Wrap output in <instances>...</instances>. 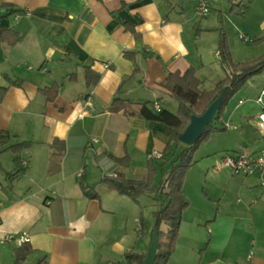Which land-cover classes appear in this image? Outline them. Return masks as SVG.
<instances>
[{
	"label": "crops",
	"instance_id": "obj_1",
	"mask_svg": "<svg viewBox=\"0 0 264 264\" xmlns=\"http://www.w3.org/2000/svg\"><path fill=\"white\" fill-rule=\"evenodd\" d=\"M232 1L216 0L201 16L195 0H0L10 5L0 6V31L10 28L20 36L13 46L0 44V87L6 89L0 99V135L9 137L0 143V264H36L42 258L48 264H125L128 250L147 253L152 213L160 202L155 189L171 166L161 165L172 154L164 153L170 129L162 121L111 112L109 106L121 97L149 102L152 110L156 102L175 113L177 104L160 82L190 66L201 89L207 79L213 88L224 76L216 55L220 29L234 62L261 55L264 0H253L243 17L237 9L229 12ZM258 38L263 40L254 43ZM86 68L99 76L94 86L86 84ZM54 83L57 95L47 101L39 89ZM246 88L234 94L221 118L235 137L229 147L242 148L230 155L264 148V134L257 129L258 93L239 97ZM219 134L224 131L213 132L194 155L220 140ZM21 141L31 144L18 154L8 149ZM220 149L224 146L206 152V159ZM124 153L127 166L109 156ZM151 157L156 173L139 204L101 182L116 173L145 180ZM192 166L182 186L189 206L167 264H264V187L258 176L232 178L234 207H229L224 182L209 184L208 169L191 191ZM21 167L25 171L13 181L6 175ZM81 175L97 199L84 196ZM17 234L28 236L32 248L18 263L20 246L6 239Z\"/></svg>",
	"mask_w": 264,
	"mask_h": 264
},
{
	"label": "trees",
	"instance_id": "obj_2",
	"mask_svg": "<svg viewBox=\"0 0 264 264\" xmlns=\"http://www.w3.org/2000/svg\"><path fill=\"white\" fill-rule=\"evenodd\" d=\"M253 0H247V4H244L242 0L232 1L229 9L230 13H233L237 9V15L243 17L249 5ZM2 7H9L8 4L0 5ZM14 10H11L13 12ZM1 16V15H0ZM127 29L133 32L134 36H138V33L134 31V28L123 23ZM262 38L256 39L254 43L262 41ZM20 41L19 34L13 29H3L0 31V44H6L13 46ZM217 55L220 64L224 70V76L220 79L213 88L201 89V80L196 76V71L193 67L187 68L184 72L173 71L169 72L167 76L160 82V86L166 90L167 94L176 102V112H169L163 108L160 111L149 109V102L132 103L121 99V97H115L110 106L111 112H122V114L131 116H140L147 119L165 122L170 129V136L164 148V153L174 152L178 147L179 153L171 162L170 168L167 170L165 177L160 180L158 187L155 189L156 194L159 197L160 202L155 207L152 216L154 224L152 231L155 228L158 229V242L153 264H167L170 255L174 252L176 246V240L178 238V229L182 220V213L189 206L188 199L182 192V186L184 183L185 173L193 162L194 151H196L200 143L207 141L209 136L216 131H225L227 127L222 123V116L228 102L246 83L247 80L257 75L264 70V52L257 56V58L243 61L234 62L230 54L229 43L227 41V35L224 30H219V39L217 44ZM124 55L127 58H132V53L125 52ZM135 69L134 71H136ZM85 79L87 86H94L99 76L94 74L89 68H86ZM59 85L54 83L50 87L39 89L40 93L45 97L47 101H52L57 95ZM6 89L0 87V99L3 97ZM221 96V101L213 117V121L208 123L199 138L191 145H186L178 139V136L183 132L185 127L190 121L191 115H201L205 109L217 98ZM215 122L214 124H212ZM9 140L8 135H0V143L6 144ZM30 142L21 141L19 143L10 145V149L14 154H18L23 149L30 146ZM61 144V142L59 143ZM63 146V144H61ZM111 158L122 166L129 164L128 155L124 153L121 157L109 155ZM14 162L19 163V158L15 156ZM166 161H163L161 165H165ZM25 168H20L13 173L6 172V175L12 179L18 172H24ZM156 173V158H149L147 163V176L145 180H133L126 178L121 173L115 175H104L101 178V182L106 185L110 190H114L119 194L128 196L132 201L139 204V196L151 191L152 180ZM80 186L84 193V196L89 198H98L99 194L94 190V187L85 184L83 176L80 178ZM139 230L144 226V217L141 213L139 218ZM162 225L166 226V229H162ZM32 248L28 242L23 243L20 247L15 249V262L18 263L27 257V254L31 252ZM146 254H139L133 251L126 252L124 254L125 264H143V259ZM36 264H48L44 258L40 259Z\"/></svg>",
	"mask_w": 264,
	"mask_h": 264
},
{
	"label": "rangeland",
	"instance_id": "obj_3",
	"mask_svg": "<svg viewBox=\"0 0 264 264\" xmlns=\"http://www.w3.org/2000/svg\"><path fill=\"white\" fill-rule=\"evenodd\" d=\"M224 72V71H223ZM211 82L209 79L205 80L203 83V88H211ZM247 88L240 94L239 97L245 96L246 92L248 95H251L252 93L256 94L258 93V91L261 88H264V70L260 73H258L257 75H254L252 77H250L247 80L246 83ZM244 87V86H243ZM242 87V88H243ZM252 96V95H251ZM254 96V95H253ZM238 98V97H237ZM237 98L234 99L233 101V106L237 103ZM174 104L176 105V102H174ZM226 108V107H225ZM253 111V110H252ZM215 123V122H214ZM231 132H228V129L224 131V134H219L218 137H220V140H217L216 142H210L207 148H203L202 151L197 155L193 156V162H192V168L194 171V175L191 174V177L188 178L187 180V184H189V188L192 189H196L197 188V184L198 182H203V177L205 175V172H207V169L209 171L208 174V183L209 184H218L220 182H224V204H227L229 207H234L233 205V191H232V178H243L240 175H231V172L228 168H222L221 164H220V157L221 155H227L230 154V152H232L234 149L235 150H241L242 148H233V147H229L234 140L235 137L230 135ZM205 142V141H204ZM203 143V142H202ZM200 143V144H202ZM224 146V150L220 151H216L215 153L210 154L209 156L211 158L206 159L207 157L205 156L206 152H212L214 149ZM180 148L176 149L174 152H172V154H168L169 157L166 160V162L168 163V166H170L171 162L173 161V159L175 158L176 154L179 153ZM201 155V156H198ZM216 159V160H215ZM219 159V161L217 160ZM167 166V167H168ZM216 168V170L214 169ZM237 182V179H235ZM234 180V181H235ZM188 192V190H186ZM192 198V196H191ZM236 198V196H235ZM162 229L165 230L166 226L162 225Z\"/></svg>",
	"mask_w": 264,
	"mask_h": 264
},
{
	"label": "built area",
	"instance_id": "obj_4",
	"mask_svg": "<svg viewBox=\"0 0 264 264\" xmlns=\"http://www.w3.org/2000/svg\"><path fill=\"white\" fill-rule=\"evenodd\" d=\"M215 1L216 0H195V10L201 16H206L210 12L212 4ZM240 38L244 40L246 39L244 36H240ZM255 103L258 108H260L257 115V129L264 134V88H261L258 91ZM153 107L156 111H160V106L156 102L153 103ZM223 164L233 175L239 174L246 176L248 174H256L260 186L264 187V148H261L258 152L240 151L231 155H225L223 157ZM6 239L14 240L18 246L29 241L28 236L21 234L14 236L7 235Z\"/></svg>",
	"mask_w": 264,
	"mask_h": 264
},
{
	"label": "water",
	"instance_id": "obj_5",
	"mask_svg": "<svg viewBox=\"0 0 264 264\" xmlns=\"http://www.w3.org/2000/svg\"><path fill=\"white\" fill-rule=\"evenodd\" d=\"M221 96L217 98L205 109L201 115H191L188 125L178 136V139L186 145L193 144L203 132L205 126L213 121V117L218 109ZM158 242V229L152 231L151 241L147 253L143 259V264H153Z\"/></svg>",
	"mask_w": 264,
	"mask_h": 264
}]
</instances>
